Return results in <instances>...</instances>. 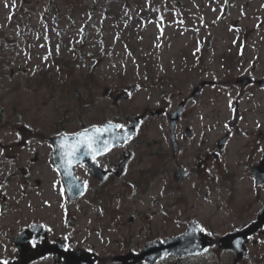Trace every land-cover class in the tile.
I'll list each match as a JSON object with an SVG mask.
<instances>
[{
  "label": "rangeland",
  "instance_id": "374dc122",
  "mask_svg": "<svg viewBox=\"0 0 264 264\" xmlns=\"http://www.w3.org/2000/svg\"><path fill=\"white\" fill-rule=\"evenodd\" d=\"M239 4L221 20L224 3L217 5V11L208 5L205 15L200 0H0V137L8 136L11 121H59L71 132L111 118L126 121L146 106L164 105L169 110L184 98L188 101L178 133L185 134V125H190L191 143L196 145L202 137L224 135L233 124L235 98H241L242 107H264L262 90L256 91L254 84L239 89L231 76L253 61L264 72V60H240L245 56L235 40L264 41V29L254 26L261 15ZM236 20L242 28L233 25ZM207 42L213 46L208 48ZM206 78L212 82L199 95H192L195 85ZM132 84L138 87L118 100L103 92L108 87L118 93ZM254 111L249 113L250 121L258 117L259 111ZM153 116L146 117L126 146L135 151L133 164L141 171L156 160L150 148L154 137L161 140L169 134L166 114ZM237 139L232 135L224 149L230 153L231 166L235 165L232 152ZM191 154V147L183 151V155ZM80 203L65 202V209L56 214L62 216L67 210L84 214L76 207ZM125 203L126 233L122 236L129 242L139 223L129 221L135 207L130 200ZM54 206L49 208L52 213L57 210ZM197 206L198 221L210 209H221L206 201ZM141 207L151 211V195L143 196ZM241 218L217 222L226 230L244 224ZM188 221L176 220L173 231ZM253 238L240 264H264V233ZM114 239L109 236L107 240ZM8 255L0 248V259ZM221 256L223 264H231V251L223 250ZM218 260L210 253L203 264Z\"/></svg>",
  "mask_w": 264,
  "mask_h": 264
},
{
  "label": "flooded vegetation",
  "instance_id": "af4514ba",
  "mask_svg": "<svg viewBox=\"0 0 264 264\" xmlns=\"http://www.w3.org/2000/svg\"><path fill=\"white\" fill-rule=\"evenodd\" d=\"M200 1L205 15L208 5L213 7L211 11H217V5L224 3L221 20L240 3L237 7L261 15L254 26L264 29V3L260 0ZM233 25L242 28L238 20ZM235 44L243 48L239 51L245 56L241 61L264 60L263 40L250 39L246 44L245 39H236ZM254 63L257 61H253L252 65L246 64L244 70L231 76L235 77L239 89L254 84L256 91L260 89L264 92V87L258 83L264 72L260 73L259 65ZM244 74L250 78L246 85L237 82V77ZM251 99V96L248 97L249 102ZM234 100L233 124L229 123L231 128L218 137H202L197 145L191 143L194 134L186 133V127L190 125H185V134L178 133L177 128L186 106L183 107L174 135L169 129V134L163 135L161 140L154 137L155 143L150 148L156 160L149 169L141 171L143 169L133 164L135 151L126 146L137 135L150 113V108L146 107L141 112L143 116L137 132L131 139L92 158L104 170V178L96 177L93 167L87 162L74 165L76 175L83 181V192L76 198L68 197L62 171L54 161V138L80 129L70 132L59 121H11L8 136L0 137V248L9 254L0 261H19L18 264H67L78 261L85 264L93 257L91 264H122L121 261L112 260V255L137 252L147 243L176 235L195 222L207 234L209 245L205 250L184 256L167 254L157 258L154 263L144 260L142 264H159L164 258L177 263L198 256L206 258L210 253L220 258L211 264H223L222 251L228 249L221 246L220 237L254 221L264 205V181L255 174L257 167L264 175V107L258 109L256 104L242 107L241 98ZM163 107L162 113L166 114L168 120L175 107L169 110ZM254 109L259 114L256 120L250 121L249 113L255 112ZM116 122L123 127L130 120ZM232 135L238 138L233 144V166L229 163L230 153L224 152ZM189 147L193 149V154L183 155V151ZM115 149L112 157L110 152ZM127 155L129 158L119 173L120 164ZM179 169L183 171L181 176L176 174ZM144 195H151L150 212L141 207ZM126 200H130L135 207L129 221L139 223L138 230L129 242L125 235L122 236L126 233V224L122 219V215L127 212ZM77 201L81 203L76 204V207L85 210L84 214L76 215L68 210L62 216L56 214L60 209H65V202L69 204ZM200 201L213 202L214 205L217 203L221 209L218 212L210 209L205 214L207 217L198 221L199 215L194 213ZM54 203L57 210L52 213L49 208L55 207ZM191 214L195 216L191 218ZM214 216L218 217L214 220ZM240 217L244 224L226 230L219 228L217 220H235ZM180 219L189 220V223L175 232L173 224ZM35 223L40 224L38 228L19 239V235ZM262 233L264 225L253 236ZM109 236L115 239L108 241ZM19 240L28 252L27 261L22 263ZM50 245L56 246L59 257L54 251L34 256ZM229 251L232 253L231 264H239V261L234 262L236 253L231 249Z\"/></svg>",
  "mask_w": 264,
  "mask_h": 264
},
{
  "label": "water",
  "instance_id": "95a60500",
  "mask_svg": "<svg viewBox=\"0 0 264 264\" xmlns=\"http://www.w3.org/2000/svg\"><path fill=\"white\" fill-rule=\"evenodd\" d=\"M206 80L200 81L194 90V94H198L200 88ZM135 86H130L133 89ZM126 93H122L121 95H125ZM182 103L180 107L173 114V122H172V134H174L175 121L178 119L180 111L183 107ZM161 109L153 110V113H158ZM139 122V116L134 117L131 124L124 129H117L115 123H106L104 126L100 128H107L108 131L102 133L101 139L108 141V144H115L118 140L122 141L127 139L132 133L135 132V127ZM96 127L87 129L89 132L95 130ZM85 131V130H84ZM82 131V132H84ZM80 132V133H82ZM76 140V134L73 135H65L61 136L57 139L59 147L57 146V150H55V161L57 165L62 169L64 173V180L66 182V187L69 191L71 197L77 196L81 192V182L76 178L73 172V165L81 160H89L92 156L88 153V151L84 148H81L78 153H76L75 158L69 157L65 155L67 150H70L71 146H74ZM64 145V147H62ZM124 162L122 163L123 166ZM96 172V171H95ZM264 221V212H261L260 218L258 221L253 222L251 225L247 226L245 229L241 231H237L235 233L227 234L223 237V245L228 247H234L238 251V256L244 254V243L246 241V236L250 232L256 230V228ZM198 226L195 224H191L186 231L176 235L168 237L164 242L155 241L150 242L146 245V247L139 253H128L127 255H116L114 258H129L130 261L126 264H134L140 263V259L142 257L151 258V261L158 256L164 255L167 252L178 253L179 255H183L185 253H197L200 252L205 245L207 244V239L205 236L197 230Z\"/></svg>",
  "mask_w": 264,
  "mask_h": 264
},
{
  "label": "snow or ice",
  "instance_id": "6c2138e0",
  "mask_svg": "<svg viewBox=\"0 0 264 264\" xmlns=\"http://www.w3.org/2000/svg\"><path fill=\"white\" fill-rule=\"evenodd\" d=\"M106 131H108L107 128L96 127L92 132L85 130L82 133L76 134L74 146H71L70 150L65 152V155L75 158L76 153H78L81 148H84L94 158L97 154H100L109 148L108 141L101 139L102 133ZM62 147H64V145H62ZM3 264H7V262L5 261Z\"/></svg>",
  "mask_w": 264,
  "mask_h": 264
}]
</instances>
